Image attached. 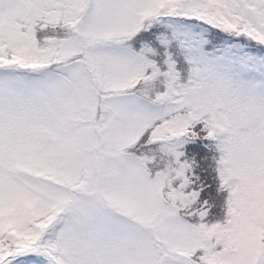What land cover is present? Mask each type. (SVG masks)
I'll return each mask as SVG.
<instances>
[{
  "label": "snow or ice",
  "instance_id": "1",
  "mask_svg": "<svg viewBox=\"0 0 264 264\" xmlns=\"http://www.w3.org/2000/svg\"><path fill=\"white\" fill-rule=\"evenodd\" d=\"M0 264H264V0H0Z\"/></svg>",
  "mask_w": 264,
  "mask_h": 264
}]
</instances>
